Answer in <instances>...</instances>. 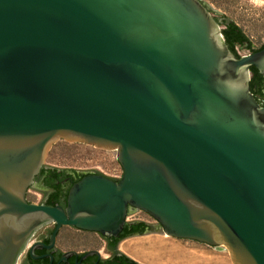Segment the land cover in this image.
Wrapping results in <instances>:
<instances>
[{"label":"water","instance_id":"obj_1","mask_svg":"<svg viewBox=\"0 0 264 264\" xmlns=\"http://www.w3.org/2000/svg\"><path fill=\"white\" fill-rule=\"evenodd\" d=\"M232 22L201 0H0V264L66 226L117 237L138 211L143 234L264 264V48L237 56ZM61 139L116 151L122 176L67 168L86 175L65 205L29 201Z\"/></svg>","mask_w":264,"mask_h":264},{"label":"rangeland","instance_id":"obj_2","mask_svg":"<svg viewBox=\"0 0 264 264\" xmlns=\"http://www.w3.org/2000/svg\"><path fill=\"white\" fill-rule=\"evenodd\" d=\"M201 1L216 17L223 16L232 19L242 28L255 47L258 48L264 44V0ZM221 27L223 29L224 25L222 24ZM237 51L240 56L251 53L242 46H238ZM45 164L59 168H94L104 175L117 178L123 174L116 151L64 139L56 141L51 146ZM43 197L44 193L34 188H30L27 193V199L31 202L40 203ZM133 219H147L151 223H156V220L144 211L129 215L127 218L128 221ZM61 235L68 236L72 244L80 243V235L89 241L91 237L97 238L95 233L76 231L70 227L62 229ZM121 248L142 264H233L227 249H217L196 240L171 237L157 232L125 241Z\"/></svg>","mask_w":264,"mask_h":264},{"label":"flooded vegetation","instance_id":"obj_3","mask_svg":"<svg viewBox=\"0 0 264 264\" xmlns=\"http://www.w3.org/2000/svg\"><path fill=\"white\" fill-rule=\"evenodd\" d=\"M221 17L223 16H219V18ZM255 90H257V88ZM261 90H264V82L261 83ZM262 99H264V97ZM59 173L61 175L60 176L61 179L58 183L61 182L60 184L63 186V192L67 193V191H69L70 187L72 186L71 182L78 178V174L73 171H66L62 173L61 170H59ZM38 176L39 175H37V177L35 178V185L32 186L31 188L43 192L45 195L43 201H41L40 203L47 204V202L49 201V195H51L53 190L46 185L45 176L43 177H38ZM66 198L67 196L63 198L62 203H58V204L65 205ZM51 225L52 224L43 227L35 234L34 236L35 242L41 241L45 245H49L51 235L55 228L54 224L53 226ZM118 236L113 238H107L102 235V238L105 241L104 253H103L99 248H95V247L87 248L81 251L74 248L63 250L58 244V238H59V232H58L56 243L52 248L48 249L45 246L36 247L34 249V254L38 256L36 258L32 257L31 250L29 248L22 255L21 257L22 261L21 262L19 261V264H132L128 260L123 259L122 254L119 255L120 251L118 250V244H119ZM69 251H71L72 253L67 257V260L61 261L63 253Z\"/></svg>","mask_w":264,"mask_h":264},{"label":"trees","instance_id":"obj_4","mask_svg":"<svg viewBox=\"0 0 264 264\" xmlns=\"http://www.w3.org/2000/svg\"><path fill=\"white\" fill-rule=\"evenodd\" d=\"M224 28L222 29L223 36L225 38L226 43L228 44L229 48L240 57L237 47L243 46L244 44H247L246 49L250 50L251 52H256L264 48V44H262L260 47H255L253 43L249 40L248 36L244 33L242 28H240L235 22L230 23L229 25L223 24ZM251 81L250 86L251 89L254 90L257 88V90L254 91V96L258 99V101L263 104L264 99V90H261V83L264 82L263 76L260 74V72L255 68L251 67ZM262 97V98H261ZM59 170L62 171V173L66 171H73L78 174V178L71 183L78 181L83 176H85V172L78 171L76 169H67V168H58V167H44L38 177H46V185L53 190L51 195H49V201L47 202L48 205H56L58 203H62V200L64 197L67 196V193L63 192V186L58 183L61 179V175L59 173ZM90 172V171H88ZM96 173H100L97 171H94ZM117 179L118 178H114ZM147 222L145 221H128L123 229V231L118 236V243L128 237L134 236L136 234H143L147 228ZM122 258L125 260H128L132 264H142L133 258L127 256L126 254H122Z\"/></svg>","mask_w":264,"mask_h":264},{"label":"crops","instance_id":"obj_5","mask_svg":"<svg viewBox=\"0 0 264 264\" xmlns=\"http://www.w3.org/2000/svg\"><path fill=\"white\" fill-rule=\"evenodd\" d=\"M138 212H136L135 214H137ZM134 215V214H132ZM135 220V219H133ZM143 221L145 222H149V220L147 219H143ZM66 227H70V228H74L76 231H83V232H90V233H95L97 234V238H90L91 241H89L88 239H86L83 235H80L81 237V240H80V243L79 244H72L70 241L71 239L67 237H64L61 235V231L62 229H64L65 227H63L60 231H59V238H58V244L59 246L63 249V250H67V249H70V248H74V249H77L79 251L81 250H85L87 248H99L103 253H104V245H105V241L103 240L102 236L98 233V232H94V231H86V230H81V229H78V228H75V227H71V226H66ZM144 235V234H143ZM139 236H142V235H139ZM139 236H131V237H128L122 241L119 242L118 244V249L126 254L127 256L133 258L134 260L137 261V259L130 255L126 250H124L123 248H121V245L122 243H124L125 241H129V240H133L135 237H139ZM77 237V235H76ZM91 242V243H90ZM139 262V261H138Z\"/></svg>","mask_w":264,"mask_h":264},{"label":"built area","instance_id":"obj_6","mask_svg":"<svg viewBox=\"0 0 264 264\" xmlns=\"http://www.w3.org/2000/svg\"><path fill=\"white\" fill-rule=\"evenodd\" d=\"M138 212H141V211H138Z\"/></svg>","mask_w":264,"mask_h":264},{"label":"bare ground","instance_id":"obj_7","mask_svg":"<svg viewBox=\"0 0 264 264\" xmlns=\"http://www.w3.org/2000/svg\"><path fill=\"white\" fill-rule=\"evenodd\" d=\"M229 252V251H228ZM230 254V253H229Z\"/></svg>","mask_w":264,"mask_h":264}]
</instances>
